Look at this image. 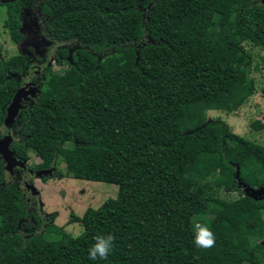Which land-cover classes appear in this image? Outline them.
<instances>
[{
  "label": "trees",
  "instance_id": "16d2710c",
  "mask_svg": "<svg viewBox=\"0 0 264 264\" xmlns=\"http://www.w3.org/2000/svg\"><path fill=\"white\" fill-rule=\"evenodd\" d=\"M33 1L37 34L59 46L73 78L43 74L10 150L38 158L28 166L50 170L43 181L62 177L63 164L66 177L117 194L72 215L85 230L72 236L25 197L0 156V264H264V200L240 191L264 186V146L205 117L236 112L255 89L259 64L243 45L264 48L261 0ZM9 9L3 26L17 44ZM24 66V56L0 60V126L15 89L6 74ZM195 222L210 227L214 247L195 246ZM109 234L107 260H89L94 238Z\"/></svg>",
  "mask_w": 264,
  "mask_h": 264
},
{
  "label": "rangeland",
  "instance_id": "374dc122",
  "mask_svg": "<svg viewBox=\"0 0 264 264\" xmlns=\"http://www.w3.org/2000/svg\"><path fill=\"white\" fill-rule=\"evenodd\" d=\"M243 46L252 53L254 64H259L258 71H253L250 75L255 84L252 95L234 113L228 114L211 110L206 113L205 117L208 122L221 121L227 125L233 134L264 146V61H261L264 58V48L248 43H245ZM0 47L6 58L18 52L20 53L21 49H24L26 45L18 48L10 42L8 35L2 31L0 23ZM51 67L53 73L61 78H73L70 74L71 69L69 67L57 65L56 61H52ZM255 121L261 122L263 129L259 131L253 130L251 124ZM38 162V158L30 155L25 166ZM57 169L61 172L62 177L52 176L46 181H43L39 177L26 176V183L36 194L29 192L25 186H22V190L26 198L34 199L37 210L44 217L53 216L52 223L55 226L72 236H77V233L82 230V227L80 224L70 223V217L72 215L81 217L87 208H97L106 200L114 198L117 194V186L66 177L63 164L58 165ZM15 175L21 180L25 179L20 170H17ZM6 177H9V173H6ZM240 191L244 193L243 186H241ZM238 195V192L230 193L232 198H236ZM252 216L258 219L255 214Z\"/></svg>",
  "mask_w": 264,
  "mask_h": 264
},
{
  "label": "flooded vegetation",
  "instance_id": "af4514ba",
  "mask_svg": "<svg viewBox=\"0 0 264 264\" xmlns=\"http://www.w3.org/2000/svg\"><path fill=\"white\" fill-rule=\"evenodd\" d=\"M12 5L17 7L19 20L21 24L19 30L20 33L23 35L22 41H20L15 45L18 48L21 47L22 45H26V47L24 49H21L20 53L18 52L17 54H13L9 57H6V58L15 57V56L25 57V66L23 67L21 72L10 73L8 71L6 74V79L14 80L15 89L11 101H9L7 106L3 109L4 119L2 125L0 126V141L3 140L4 135L8 132L11 138V142L13 139V128L15 127L16 124L15 120L17 116L14 118V120L11 123L8 124V127L4 125V121L7 116V108L12 103V100L17 90L22 86L27 87L28 90L33 88L37 91L36 93L37 96L39 92L38 88L40 87V83L45 80L43 74L46 73L47 70H52L51 67L52 61H56L57 65H59L57 62L58 59L56 57L57 56L56 50L59 48V46L52 44L50 40L45 39L40 34H37L39 26L37 24L38 18L35 15L36 12H35L33 0H0V23H1L2 31L8 35L3 25L10 10L9 7ZM69 51L72 52V50ZM3 59H5V56L3 50L0 47V60ZM35 97H31L30 95L26 96L25 99H23L21 102L22 108L20 110L25 109L26 105H30ZM19 169L25 177V179L22 180L24 186L25 183L27 182L26 176L28 175L34 176L35 173L29 169V166H25V168H19ZM19 169L14 168L10 172L11 173L13 172L12 174H15L16 171ZM39 178L43 180L42 177ZM17 179L20 178L17 177Z\"/></svg>",
  "mask_w": 264,
  "mask_h": 264
},
{
  "label": "water",
  "instance_id": "95a60500",
  "mask_svg": "<svg viewBox=\"0 0 264 264\" xmlns=\"http://www.w3.org/2000/svg\"><path fill=\"white\" fill-rule=\"evenodd\" d=\"M261 3L264 5V0H261ZM27 90V91H26ZM37 91L35 89H27V87L22 86L20 87L10 106L7 108V116L4 121V125L8 127V124L11 123L14 118L17 116L18 111L22 108L21 102L23 99H25L26 96L30 95L31 97L36 96ZM10 143L11 138L8 134V132L4 135L3 140L0 141V156L5 162V167L12 171L14 168H25V163L14 157L13 151L10 150ZM51 171H43V172H36L34 174L35 177H42L44 175H50ZM29 192H33L36 194V192L27 184L24 185ZM244 187V194L248 196L249 198H252L255 201L264 200V186L258 187V188H250L246 185H242ZM32 193V194H33Z\"/></svg>",
  "mask_w": 264,
  "mask_h": 264
},
{
  "label": "clouds",
  "instance_id": "9594fccd",
  "mask_svg": "<svg viewBox=\"0 0 264 264\" xmlns=\"http://www.w3.org/2000/svg\"><path fill=\"white\" fill-rule=\"evenodd\" d=\"M192 231L194 233V244L197 248L207 250L215 246V235L207 224L195 222L192 225ZM84 234L85 230L82 229L77 233V237ZM114 239L115 237L110 234L107 236L97 235L94 238L95 242L88 250V259L92 261L107 260L113 250Z\"/></svg>",
  "mask_w": 264,
  "mask_h": 264
}]
</instances>
